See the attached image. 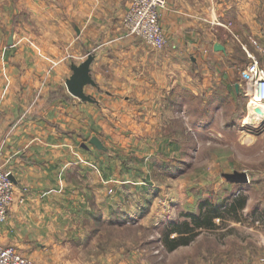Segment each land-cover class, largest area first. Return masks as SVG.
<instances>
[{"label": "rangeland", "instance_id": "374dc122", "mask_svg": "<svg viewBox=\"0 0 264 264\" xmlns=\"http://www.w3.org/2000/svg\"><path fill=\"white\" fill-rule=\"evenodd\" d=\"M251 10L253 21L238 23V38L226 29L231 23H224L229 46L224 72L210 76L220 77L210 80L224 86L208 88L213 94L206 93L205 83L198 92L178 85L166 86L159 95L153 86L142 95L135 85L118 87L114 94L88 85L84 93L94 102L77 98L84 106L79 109L84 132L69 137L64 155L68 164L60 170L68 181L58 187L63 193L47 200L43 226L34 230L37 237L25 230L2 246L14 248L32 264L44 263L39 255L45 248L53 264H259L264 256V113L249 124L253 96L246 67L255 60L264 70V0ZM123 17L121 32L109 43L136 37L125 36ZM136 40L154 51L166 44L154 49L140 37ZM94 48L86 47L75 61L83 62ZM165 78L167 84L171 73ZM93 137L102 149L89 142ZM1 164L5 169L2 159ZM235 171L246 173L248 183L223 177ZM235 197L245 198L239 220L224 213V205ZM210 206L222 213L213 219L215 228L200 230L187 246L168 251L163 238L173 225L190 222L189 215ZM12 216L9 205L0 226L8 231L16 221L28 226L26 215ZM92 222L94 246L70 247V240L90 237Z\"/></svg>", "mask_w": 264, "mask_h": 264}, {"label": "crops", "instance_id": "0c3cea01", "mask_svg": "<svg viewBox=\"0 0 264 264\" xmlns=\"http://www.w3.org/2000/svg\"><path fill=\"white\" fill-rule=\"evenodd\" d=\"M130 1L0 0V147L4 168L12 175V217L28 218L27 227L16 225L19 221L10 231L0 226V247L25 230L32 239L37 237L34 230L43 226L47 200L63 193L58 187L68 181L60 170L68 164L64 155L69 137L84 132V115L79 113L84 106L67 91L65 80L72 73L70 66L80 64L75 60L86 47L95 45L90 51L92 87L106 94L134 85L142 95L152 86L157 95L166 86L178 85L198 92L201 83L207 94H213L211 89L224 86V82L213 83L220 77H210L217 70L224 72L229 52L224 23H231L232 28L226 29L238 38V23L253 21L251 9L260 4V0H167L160 14L166 44L154 51L136 37L121 43L108 41L121 32ZM68 54L75 58L66 59ZM168 73L172 79L166 84ZM22 193L25 201L19 206ZM91 224L92 233L86 232L90 237L66 243L75 249L93 247ZM48 250L39 255L43 264H53Z\"/></svg>", "mask_w": 264, "mask_h": 264}, {"label": "built area", "instance_id": "2783aa9c", "mask_svg": "<svg viewBox=\"0 0 264 264\" xmlns=\"http://www.w3.org/2000/svg\"><path fill=\"white\" fill-rule=\"evenodd\" d=\"M167 0H131L124 17L125 36L140 37L145 44L161 49L165 35L160 24V14L165 9ZM248 74L247 89L252 96L264 101V70L255 60L246 67ZM2 148L0 147V222H3L13 200V182L9 172L1 164ZM20 202L22 199L19 200ZM264 264V256L259 259ZM0 264H32L12 247H0Z\"/></svg>", "mask_w": 264, "mask_h": 264}, {"label": "trees", "instance_id": "16d2710c", "mask_svg": "<svg viewBox=\"0 0 264 264\" xmlns=\"http://www.w3.org/2000/svg\"><path fill=\"white\" fill-rule=\"evenodd\" d=\"M245 206L244 197H235L228 204L224 205V213L231 215L232 219L239 220L237 211H241ZM222 213L217 207L210 206L197 215H189L190 222L182 221L173 225L172 229L164 235L163 243L168 251L175 250L180 246H187L197 236L200 230L215 228L214 218H220ZM170 233L175 234L170 237Z\"/></svg>", "mask_w": 264, "mask_h": 264}, {"label": "water", "instance_id": "95a60500", "mask_svg": "<svg viewBox=\"0 0 264 264\" xmlns=\"http://www.w3.org/2000/svg\"><path fill=\"white\" fill-rule=\"evenodd\" d=\"M218 47L215 46V49ZM93 60L92 55H88L86 59L81 62L78 65L72 64L70 66L71 75L65 80V86L67 91L72 95L73 97L78 98L81 101H88L92 102L93 99L86 95L83 91L84 86L87 85H94L93 80L90 76V64ZM237 84H235V89H237ZM255 112L257 114H261V110L256 109ZM92 145H94L98 149H102L101 142L93 137L89 141ZM223 177L230 183H236V184H245L248 183V177L246 173L244 172H233L231 174H223Z\"/></svg>", "mask_w": 264, "mask_h": 264}, {"label": "bare ground", "instance_id": "6f19581e", "mask_svg": "<svg viewBox=\"0 0 264 264\" xmlns=\"http://www.w3.org/2000/svg\"><path fill=\"white\" fill-rule=\"evenodd\" d=\"M250 101H251V103L249 104V106L251 107L250 113L253 112V115H252L253 118H252L251 122H249V124L253 123L254 120H257V113L255 112L256 109H259V110H261L262 113H264V101L258 100L255 97L251 98ZM262 117L264 118V116H262ZM263 118H260L258 120L261 121V119H263Z\"/></svg>", "mask_w": 264, "mask_h": 264}]
</instances>
